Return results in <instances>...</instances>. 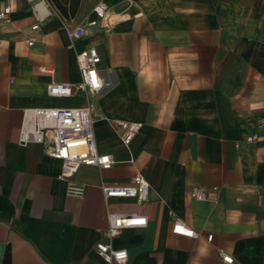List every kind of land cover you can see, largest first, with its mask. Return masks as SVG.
Here are the masks:
<instances>
[{"label":"crops","instance_id":"obj_1","mask_svg":"<svg viewBox=\"0 0 264 264\" xmlns=\"http://www.w3.org/2000/svg\"><path fill=\"white\" fill-rule=\"evenodd\" d=\"M100 1L81 0L71 19L44 1L38 30L27 1L0 21V264H109L96 253L108 210L148 218L113 239L123 264H264V0H104L110 20L92 26ZM90 47L101 91L49 96L53 83L81 81L77 55ZM91 103L98 149L115 164L82 166L76 197L58 179L62 162L20 136L34 109ZM120 121L142 124L128 147ZM137 174L148 201L107 205L101 185ZM194 188L206 198H190ZM177 220L198 236L173 234Z\"/></svg>","mask_w":264,"mask_h":264},{"label":"built area","instance_id":"obj_2","mask_svg":"<svg viewBox=\"0 0 264 264\" xmlns=\"http://www.w3.org/2000/svg\"><path fill=\"white\" fill-rule=\"evenodd\" d=\"M9 4L0 12V21L8 19L12 12L11 4L17 1H27L32 5L33 15L37 23L32 27L38 30L40 22L44 19L42 4L48 0H8ZM49 3V2H48ZM97 20L90 25L95 26L102 21H109L108 4L101 0L94 7ZM70 37L79 39L85 34L84 27L68 30ZM34 40L29 45L32 46ZM101 56L95 47H90L77 55L78 68L81 81L78 83H53L47 87L49 96L72 97L74 95H96L104 86V81L98 69ZM97 121L96 109L93 103L76 108H40L31 111L23 126L20 142L23 145L39 143L48 148V155L62 162V172L58 179L67 182V192L71 196L82 197L85 187L74 181L75 175L82 166H94L110 169L115 164L110 154L100 153L96 136L95 123ZM118 125L122 131V143L125 147L131 145L133 139L140 133L142 124L139 122L120 121ZM256 136L247 140L252 142ZM150 185L144 176L137 174L128 184H103L101 190L105 202L109 203L114 198H133L138 203L144 204L149 199ZM188 196L197 200H204L206 192L203 188H194ZM108 228L107 242L96 245V253L107 263H125L129 254L125 249H115L112 241L124 229L143 228L148 224V218L134 213H120L107 211ZM172 233L188 238H196L198 233L184 224L175 221ZM213 236L208 237L211 242ZM234 259L223 255L224 264H232Z\"/></svg>","mask_w":264,"mask_h":264},{"label":"trees","instance_id":"obj_3","mask_svg":"<svg viewBox=\"0 0 264 264\" xmlns=\"http://www.w3.org/2000/svg\"><path fill=\"white\" fill-rule=\"evenodd\" d=\"M48 2L63 18L71 19L77 15L81 0H48Z\"/></svg>","mask_w":264,"mask_h":264},{"label":"water","instance_id":"obj_4","mask_svg":"<svg viewBox=\"0 0 264 264\" xmlns=\"http://www.w3.org/2000/svg\"><path fill=\"white\" fill-rule=\"evenodd\" d=\"M1 253H2V245H0V258H1Z\"/></svg>","mask_w":264,"mask_h":264}]
</instances>
